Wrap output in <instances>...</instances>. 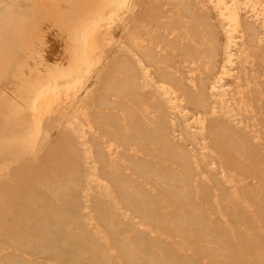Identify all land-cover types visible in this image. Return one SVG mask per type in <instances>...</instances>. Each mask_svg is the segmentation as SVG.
Wrapping results in <instances>:
<instances>
[{
	"label": "bare ground",
	"instance_id": "1",
	"mask_svg": "<svg viewBox=\"0 0 264 264\" xmlns=\"http://www.w3.org/2000/svg\"><path fill=\"white\" fill-rule=\"evenodd\" d=\"M68 1L0 0V264H264V0Z\"/></svg>",
	"mask_w": 264,
	"mask_h": 264
},
{
	"label": "rangeland",
	"instance_id": "2",
	"mask_svg": "<svg viewBox=\"0 0 264 264\" xmlns=\"http://www.w3.org/2000/svg\"><path fill=\"white\" fill-rule=\"evenodd\" d=\"M78 2H79V0H78ZM97 5L98 4L96 3V0H86V3L84 2L82 4L77 3L76 0H69L67 2V8L71 11V17H72L73 21L79 20V18H80L79 13H78L79 10L83 11L84 14L86 13V15H87V14H90ZM80 6H83L84 8H78ZM76 8H78V9H76ZM31 11L32 10H29V11L27 10V12L25 13V16H28V18H29L30 15L32 14ZM218 23H219V25L222 26L223 22L220 19H218ZM224 27H227V26H224ZM237 39L238 38H236L235 41H238ZM227 51H228V53L230 52L232 54L231 64L224 62L223 70L225 71V74H221V72H222L221 69L217 70L216 73L214 75H212L211 81H212V84L216 88L219 89V91L226 90L227 92H230V94H231V92L234 90L235 86L237 85L236 76H237V73L239 70V63H238L237 56H238L239 51H240V46L238 44H234L233 42H230ZM61 54H62L61 50L54 52V56L59 57ZM50 59H52V58L48 57V56L43 57L42 55H41V59L38 58V61H39L38 63L40 65L41 73H44V71H47V70H53L54 67L58 66L57 63H54L53 59H52L53 62ZM178 64H179V62L177 61L175 65L178 67ZM178 68L180 69V71H183V72L187 71V67L184 65H182ZM94 82L95 81L93 79L91 84L93 85ZM9 103H11V102L9 101ZM171 112H172L173 116H177L186 125H188L189 127H192V128H193L192 122L194 120H196L198 117V114L196 111H190L186 117H183L185 110L184 111L173 110ZM169 134H170V136H172L174 138H178L180 135V130L176 129L175 131H173V130L169 129ZM197 143L198 144H196V145H192V144H190V145H191V147H193V149L194 148L198 149L199 145H201V141L199 140ZM220 175L221 174H219L218 176H220ZM218 176H216V177H218ZM72 209H73L72 213H74L75 215H79V212L76 210V207H72ZM245 215H246L247 220H249L248 214L245 213ZM44 263L48 264L49 262L47 259H45ZM199 264H208V263L205 260H203L201 257V259L199 260Z\"/></svg>",
	"mask_w": 264,
	"mask_h": 264
}]
</instances>
